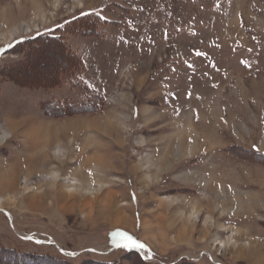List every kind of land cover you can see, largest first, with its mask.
Here are the masks:
<instances>
[{"label":"rangeland","instance_id":"374dc122","mask_svg":"<svg viewBox=\"0 0 264 264\" xmlns=\"http://www.w3.org/2000/svg\"><path fill=\"white\" fill-rule=\"evenodd\" d=\"M94 11L102 34L64 38L103 108L55 114L83 91L15 80L53 79L62 47L5 49ZM25 57L0 79V244L68 264H264V0H0V60Z\"/></svg>","mask_w":264,"mask_h":264},{"label":"trees","instance_id":"16d2710c","mask_svg":"<svg viewBox=\"0 0 264 264\" xmlns=\"http://www.w3.org/2000/svg\"><path fill=\"white\" fill-rule=\"evenodd\" d=\"M108 21L103 20L96 11L92 13L82 14L79 17L74 19H70L60 25L50 27L48 29H43L41 33L35 34L32 38H23L10 47L5 49V53H12L13 51H20L23 55H28V50H30V46H39L43 43H53L59 44L64 52V56L67 60L65 66H60L58 71L55 72V77L51 80H22L19 81L15 80V82L22 84V85H41L45 87H51L55 85H60V83L66 78L70 81L74 87H77L83 91L85 94V101L81 104H71L68 101L62 103L61 101H55L50 104L49 110L53 108V113L55 114H66L69 110L72 112L76 111H99L103 108L104 105V96L102 93L97 91L96 89L92 88L88 85L82 78H80L76 71L78 68H82L84 66V61L80 55L75 53L71 47L66 43V38L64 35H71L73 33L81 34V35H88V34H102L101 27L107 24ZM34 41H37L34 43ZM40 42V43H38ZM68 57V59H67ZM28 62V57H25V61H20V63L8 64L4 63V61L0 60V79L2 81L12 80L10 76H7L9 73V68L13 67L19 68L21 64ZM72 64V65H71ZM7 65V66H6ZM75 66L78 68L76 69ZM21 67V66H20ZM73 67V68H72ZM75 68V69H74ZM12 69V68H11ZM77 74H76V73ZM80 111V112H81ZM264 156V154H261ZM63 259H59L57 256L49 255V254H42L36 253L28 249H22L17 247H9L0 244V261L4 264H68L67 257L65 255H61ZM57 259V260H56ZM88 264H112V262H106L97 259H88ZM196 264V262H194Z\"/></svg>","mask_w":264,"mask_h":264},{"label":"bare ground","instance_id":"6f19581e","mask_svg":"<svg viewBox=\"0 0 264 264\" xmlns=\"http://www.w3.org/2000/svg\"><path fill=\"white\" fill-rule=\"evenodd\" d=\"M13 38V37H12ZM1 128V127H0ZM9 136V134L6 132V131H4L3 132V136L1 137V139H0V144H2L3 142H5V140H7L8 138H10V136ZM38 138V137H37ZM42 147V143H41V141L39 140V139H36V141H34L33 143H32V150H36V149H40ZM63 153V151H62V149L61 148H58L57 149V151H56V155H57V157H59L61 154ZM45 159H47V157L45 158ZM26 162V161H25ZM86 166V165H85ZM13 174H12V176H15V173L14 172H12ZM58 174H59V172H58V170H52L51 171V173L49 174V180H51V181H53V182H56L57 180H58ZM25 182L27 183V179L25 178ZM9 185H13V181L10 179L9 180ZM12 187V186H11ZM13 188V187H12ZM87 190H89V189H87ZM72 191H75L74 189L72 190ZM89 192V191H88ZM6 199L5 198H1L0 199V208H6L8 205L6 204ZM223 247L225 248V249H227V245L226 244H224L223 243Z\"/></svg>","mask_w":264,"mask_h":264},{"label":"snow or ice","instance_id":"6c2138e0","mask_svg":"<svg viewBox=\"0 0 264 264\" xmlns=\"http://www.w3.org/2000/svg\"><path fill=\"white\" fill-rule=\"evenodd\" d=\"M197 55H200V53H197ZM115 235H119V236L124 237V234L123 233L114 234V237H115ZM124 239H126L127 241H129V243H126V244L122 245L123 247H129L130 245L131 246L138 247V248H143L144 247V245H142V244H137L136 241L132 240L131 237H124Z\"/></svg>","mask_w":264,"mask_h":264},{"label":"crops","instance_id":"0c3cea01","mask_svg":"<svg viewBox=\"0 0 264 264\" xmlns=\"http://www.w3.org/2000/svg\"><path fill=\"white\" fill-rule=\"evenodd\" d=\"M102 261H106V262H112V264H115V261L111 260V259H103ZM197 261V260H196ZM195 260H188V259H182L180 260L179 264H194Z\"/></svg>","mask_w":264,"mask_h":264}]
</instances>
